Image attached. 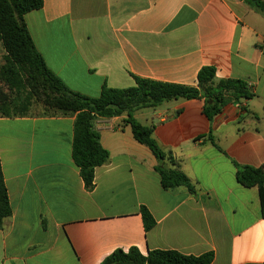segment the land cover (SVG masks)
<instances>
[{"label":"crops","instance_id":"1","mask_svg":"<svg viewBox=\"0 0 264 264\" xmlns=\"http://www.w3.org/2000/svg\"><path fill=\"white\" fill-rule=\"evenodd\" d=\"M24 22L48 69L82 95L133 87L135 78L196 87L199 71L213 66L218 80L248 82L254 97L212 121L203 99L134 113L153 127L163 165L194 193L162 187L160 162L126 114L94 123L110 159L95 169L92 190L72 157L75 116L0 117L12 209L0 264H100L131 247L264 264L259 190L236 178V165L264 168V18L246 0H44ZM143 207L156 222L149 232Z\"/></svg>","mask_w":264,"mask_h":264},{"label":"trees","instance_id":"2","mask_svg":"<svg viewBox=\"0 0 264 264\" xmlns=\"http://www.w3.org/2000/svg\"><path fill=\"white\" fill-rule=\"evenodd\" d=\"M246 3L264 18V0H246ZM44 0H0V43L5 55L0 67V82L10 92L24 94L11 98L0 85V117L30 116L32 101L39 98L46 108L44 116H75L72 157L80 169L86 189L94 188L95 169L106 164L110 155L100 143V134L94 123L98 118H113L126 114L134 138L148 147L160 164L156 171L161 185L169 190L186 187L194 193L190 180L180 171L163 165L166 154L153 137V127L142 125L134 118L141 109L156 108L166 102L185 99H203V112L212 121L231 104L254 97L248 82L240 79H217L213 66L203 67L197 76V86H182L135 78V86L113 89L104 86L101 95L92 98L70 90L52 73L37 51L24 22V16L43 7ZM237 181L246 188L257 187L264 217V168L236 165ZM12 214L8 190L0 159V229ZM144 228L151 231L156 222L150 212L141 210ZM214 253L188 256L174 250H154L146 256L137 247L127 251L117 249L100 264H212Z\"/></svg>","mask_w":264,"mask_h":264},{"label":"rangeland","instance_id":"3","mask_svg":"<svg viewBox=\"0 0 264 264\" xmlns=\"http://www.w3.org/2000/svg\"><path fill=\"white\" fill-rule=\"evenodd\" d=\"M4 51H3V48L1 47L0 45V67L4 64V60H3V57H4ZM0 85L3 87V90L8 93L10 95L11 98H16V97H19V98H23L25 95L24 94H18V93H15V92H10L8 90V88L0 82ZM46 108L43 104V101L39 98H35L33 101H32V105L29 109V114L31 116H43L46 114ZM49 116V115H48Z\"/></svg>","mask_w":264,"mask_h":264}]
</instances>
